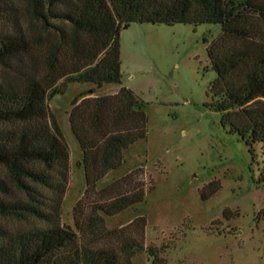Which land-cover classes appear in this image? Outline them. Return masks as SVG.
Instances as JSON below:
<instances>
[{
    "label": "trees",
    "instance_id": "1",
    "mask_svg": "<svg viewBox=\"0 0 264 264\" xmlns=\"http://www.w3.org/2000/svg\"><path fill=\"white\" fill-rule=\"evenodd\" d=\"M130 22L218 24L204 39L215 74L207 106L249 150L258 142L264 151V0H0V264H130L142 250L158 264L143 245L142 217L137 238L103 222L140 202L146 187L116 190L129 174L97 187L145 138V103L129 88L69 101L83 191L98 199L86 208L78 199L71 224L60 219L69 151L47 100L69 83H120L118 32Z\"/></svg>",
    "mask_w": 264,
    "mask_h": 264
},
{
    "label": "rangeland",
    "instance_id": "2",
    "mask_svg": "<svg viewBox=\"0 0 264 264\" xmlns=\"http://www.w3.org/2000/svg\"><path fill=\"white\" fill-rule=\"evenodd\" d=\"M14 3L19 6L20 0ZM219 32L215 23L130 22L118 32L120 83H69L47 100L69 151L61 222L72 223L78 199L85 208L98 199L94 189L83 191L69 101L81 91L100 96L124 86L145 103V138L122 151L120 165L97 187L129 174L128 184L116 190L134 184L146 189L140 202L103 216L104 226L121 227L122 236L137 238V217H142L143 245L156 249L158 264H264V182L259 178L264 151L258 142L249 150L207 106L215 74L204 39ZM152 258L142 250L130 264H151Z\"/></svg>",
    "mask_w": 264,
    "mask_h": 264
},
{
    "label": "water",
    "instance_id": "3",
    "mask_svg": "<svg viewBox=\"0 0 264 264\" xmlns=\"http://www.w3.org/2000/svg\"><path fill=\"white\" fill-rule=\"evenodd\" d=\"M123 27H126V25H123Z\"/></svg>",
    "mask_w": 264,
    "mask_h": 264
}]
</instances>
